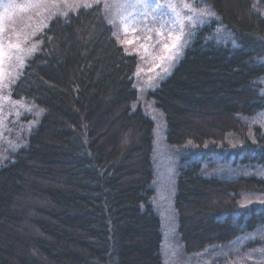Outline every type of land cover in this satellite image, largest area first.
Returning a JSON list of instances; mask_svg holds the SVG:
<instances>
[{"label":"trees","instance_id":"obj_1","mask_svg":"<svg viewBox=\"0 0 264 264\" xmlns=\"http://www.w3.org/2000/svg\"><path fill=\"white\" fill-rule=\"evenodd\" d=\"M199 1L214 20L151 93L168 144L187 147L180 240L187 255L214 247L229 258L241 242L255 254L264 250V0ZM37 40L9 92L41 118L0 162V264H163L155 125L134 108L138 57L100 5L53 18Z\"/></svg>","mask_w":264,"mask_h":264},{"label":"rangeland","instance_id":"obj_2","mask_svg":"<svg viewBox=\"0 0 264 264\" xmlns=\"http://www.w3.org/2000/svg\"><path fill=\"white\" fill-rule=\"evenodd\" d=\"M134 0H0V162L24 146L25 133L39 122L41 112L33 105L12 101L9 92L14 79L27 59L38 52L37 38L57 16L75 12L81 7L100 5L104 17L113 28L114 37L129 55L138 57L134 86L138 92L134 108H141L155 125L152 154L154 190L152 204L160 217L163 243V264H264V250L250 252L240 243L238 252L214 247L204 252L187 255L179 234V215L175 206L179 172L186 162L187 147L168 144L164 113L156 106L151 93L173 72L193 35L214 20V15L199 0H150L151 9L137 5ZM175 6V11L166 7ZM128 4V7L122 5ZM185 4L191 6L184 7ZM163 11V15H161ZM178 14V15H177ZM127 24L135 27L125 28ZM191 17V20L188 18ZM264 124V120H263ZM250 168V167H248ZM224 169V167L222 168ZM247 176L251 175L246 170ZM260 234H264L260 232ZM258 236V235H257ZM256 234L245 240H255ZM252 254V255H250ZM242 255L243 260L238 256ZM241 256V257H242ZM253 256V258H252Z\"/></svg>","mask_w":264,"mask_h":264},{"label":"snow or ice","instance_id":"obj_3","mask_svg":"<svg viewBox=\"0 0 264 264\" xmlns=\"http://www.w3.org/2000/svg\"><path fill=\"white\" fill-rule=\"evenodd\" d=\"M137 5H140V6H143L144 8H149V9H151L153 6H155L157 8L161 7V5H159V4L153 5V3L150 2V0H134V2L131 4L132 7H135ZM128 6H129L128 4L122 5V7H128ZM166 7H169L173 11H175V6L173 4H171V3H168L166 5ZM184 7L189 8L190 11L194 10L188 4H185ZM163 14H164L163 11H161V15H163ZM188 19L191 20V17H189ZM123 20L125 21L126 30L131 28L132 31H135V27L134 26H130V25L127 24V20H128V16L127 15H125L123 17Z\"/></svg>","mask_w":264,"mask_h":264}]
</instances>
